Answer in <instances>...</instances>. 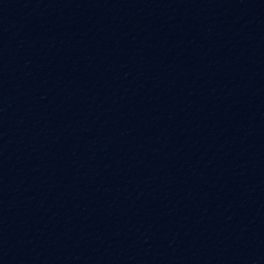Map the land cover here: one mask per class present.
I'll return each instance as SVG.
<instances>
[{"label": "water", "instance_id": "1", "mask_svg": "<svg viewBox=\"0 0 264 264\" xmlns=\"http://www.w3.org/2000/svg\"><path fill=\"white\" fill-rule=\"evenodd\" d=\"M0 264H264V0H0Z\"/></svg>", "mask_w": 264, "mask_h": 264}]
</instances>
